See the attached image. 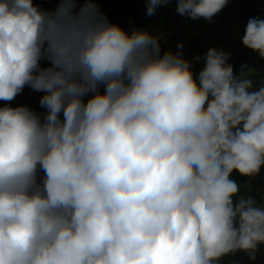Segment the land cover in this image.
I'll return each instance as SVG.
<instances>
[{"label": "clouds", "instance_id": "clouds-1", "mask_svg": "<svg viewBox=\"0 0 264 264\" xmlns=\"http://www.w3.org/2000/svg\"><path fill=\"white\" fill-rule=\"evenodd\" d=\"M56 2L0 0V101L27 86L46 109L0 107V264L255 261L264 203L232 178L264 166L255 70L235 74L213 47L194 76L182 43L161 55L160 38L111 23L97 0ZM170 2L146 0L147 15ZM228 2L175 10L212 22ZM242 44L264 59V18Z\"/></svg>", "mask_w": 264, "mask_h": 264}, {"label": "trees", "instance_id": "trees-1", "mask_svg": "<svg viewBox=\"0 0 264 264\" xmlns=\"http://www.w3.org/2000/svg\"><path fill=\"white\" fill-rule=\"evenodd\" d=\"M35 5H38L41 9L45 10L42 0H33ZM107 6L103 11L111 23H117L120 18H125L132 21H141L149 19L152 21L157 20L163 14V9L160 7L156 10L155 15L148 16L146 13V2H130L124 0L122 2H115L113 0H106ZM257 16L264 18V13L260 9V5L256 4L252 0H229L227 5L222 11L213 17V21L208 26L199 25L194 27L193 34L189 37L188 43L183 46L182 54L184 58L192 61L193 74L198 75L199 71L204 67L202 63H194L193 58L197 56H203L209 48L222 49L217 46L208 45L205 43V38L213 33L216 35V40L219 44H226L232 48H237L238 52L233 54L225 49H222L226 53L230 54L228 63L233 66L234 73L239 75L241 72V66L246 65L247 69H250L253 65H257L264 71V59H261L257 52H254L242 44V40L235 38L229 30V24L234 20H239L243 24V32L245 30L247 21L250 17ZM174 18V17H172ZM191 20V19H190ZM190 20L188 21L190 23ZM180 30V27L177 28ZM150 34L151 32L148 31ZM161 55L166 50L164 39H160ZM245 69V70H247ZM254 90L264 80H254ZM232 178L236 180L240 185L239 195H250L254 197L257 204L264 203V198L261 193L256 189H251L250 186L260 187L264 185V166L261 167L260 174L255 178L242 177L238 172ZM43 172H39V178L42 179ZM238 198V197H237ZM236 254V253H235Z\"/></svg>", "mask_w": 264, "mask_h": 264}, {"label": "rangeland", "instance_id": "rangeland-1", "mask_svg": "<svg viewBox=\"0 0 264 264\" xmlns=\"http://www.w3.org/2000/svg\"><path fill=\"white\" fill-rule=\"evenodd\" d=\"M124 1V0H123ZM130 2H146V0H127ZM255 1L256 4L260 5L261 11L264 13V0H252ZM42 3L45 7V10L54 9L57 6L56 0H42ZM99 4L100 10L103 12L107 6L106 0H97ZM163 9V14L160 18L155 21L144 19L141 21H132L127 20L125 18H120L116 24H119L125 31L131 33L133 28L139 30L150 31L152 35L162 38L165 41V47L167 51H171L176 53L178 48V44H183L185 46L188 43L189 37L194 32V27L199 25L208 26L210 24L209 21L204 18H200L197 20H192L187 16H181L176 12V3L175 0H171L170 3L165 7H161ZM174 17V18H172ZM191 19V20H190ZM190 20V23L188 22ZM180 27V30L177 28ZM230 33L237 39L242 40L243 37V24L239 20H234L229 24ZM205 43L212 46H217L219 48L225 49L233 54L238 52L237 48H232L226 44H219L216 40V35L210 33L205 38ZM202 57V56H201ZM194 63H202L203 60L196 61L193 58ZM41 66H48L46 61L41 62ZM250 69L255 70V75L253 76L254 80H264V71L258 67L257 65H253ZM100 91H104V87H100ZM44 93L35 92L30 87H25L23 92L16 96V98L11 102L0 101V107H3L7 104V106L16 107V106H27L37 112L38 114L46 113V109L42 108L39 104L40 98ZM88 97H85L87 100ZM62 115V114H61ZM235 174L232 175V177ZM251 189H256L259 193L262 194L264 198V185L260 187L250 186ZM222 260L220 264H222Z\"/></svg>", "mask_w": 264, "mask_h": 264}, {"label": "crops", "instance_id": "crops-1", "mask_svg": "<svg viewBox=\"0 0 264 264\" xmlns=\"http://www.w3.org/2000/svg\"><path fill=\"white\" fill-rule=\"evenodd\" d=\"M113 1L122 2L123 0ZM256 257L257 258L255 261H251L245 253L237 252L234 255H229L222 258V264H264V245L260 246L259 251L256 253Z\"/></svg>", "mask_w": 264, "mask_h": 264}]
</instances>
